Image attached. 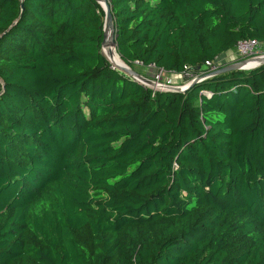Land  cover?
<instances>
[{
	"label": "trees",
	"instance_id": "trees-1",
	"mask_svg": "<svg viewBox=\"0 0 264 264\" xmlns=\"http://www.w3.org/2000/svg\"><path fill=\"white\" fill-rule=\"evenodd\" d=\"M167 72L264 42V0H106ZM95 0H0V264H264V64L153 91Z\"/></svg>",
	"mask_w": 264,
	"mask_h": 264
},
{
	"label": "built area",
	"instance_id": "built-area-1",
	"mask_svg": "<svg viewBox=\"0 0 264 264\" xmlns=\"http://www.w3.org/2000/svg\"><path fill=\"white\" fill-rule=\"evenodd\" d=\"M223 54L216 56L211 61H204L203 68L201 69L190 70L186 68L185 70L179 73H174V72H168V73L179 74L180 77L182 79L187 80V83H188L189 81L194 80V79L200 80V79L206 78L207 77L206 74L209 73L210 71L218 69L229 63L236 62L238 60L245 59V60H248L247 63L249 61L257 60L255 63H258L261 61L262 64H264V42H259L256 39H252V38L240 39L235 43L231 51L227 53H223ZM160 70L164 71L163 69H160ZM164 72H167V71H164ZM153 81L155 82L153 83L154 86L152 87L147 86L143 82H140V84L152 89L153 91L155 90L163 91V90H167L168 87H170L164 84H160L156 79ZM263 89H264V86H263Z\"/></svg>",
	"mask_w": 264,
	"mask_h": 264
},
{
	"label": "water",
	"instance_id": "water-1",
	"mask_svg": "<svg viewBox=\"0 0 264 264\" xmlns=\"http://www.w3.org/2000/svg\"><path fill=\"white\" fill-rule=\"evenodd\" d=\"M95 1L100 5V7L103 11L102 46L105 44H110L113 47V49H115L114 43H113L114 42V35H113L114 34V26H113L112 15L110 13V7H109L106 0H95ZM119 60H120L122 65L121 66H115L119 71L123 72L125 75L133 78L134 80H136L139 83L141 81L142 82L147 81L144 78L142 79L134 70H132L130 67H128L120 58H119ZM247 61L248 60L243 59V60H238V61L233 62V63H229V64L224 65L218 69L210 71L206 75H207V77H210V76L226 73V72L233 71V70H249V69H252V68L262 64V62L260 61L258 63L252 64L250 66H245V64H247ZM195 81H197V79L191 80L187 84H185L184 86H181V87H178V86L168 87L167 90L183 91Z\"/></svg>",
	"mask_w": 264,
	"mask_h": 264
},
{
	"label": "rangeland",
	"instance_id": "rangeland-1",
	"mask_svg": "<svg viewBox=\"0 0 264 264\" xmlns=\"http://www.w3.org/2000/svg\"><path fill=\"white\" fill-rule=\"evenodd\" d=\"M101 52L104 55V51L102 50V48H101ZM104 56L108 60L106 55H104ZM132 70H134L140 76H142L143 78H145L151 82H155L153 80L156 79L160 84H164V85L170 86V87L171 86L181 87L187 83V80L182 79L179 74L164 72L160 69L153 67L152 65L151 66H142L138 63H133Z\"/></svg>",
	"mask_w": 264,
	"mask_h": 264
},
{
	"label": "bare ground",
	"instance_id": "bare-ground-1",
	"mask_svg": "<svg viewBox=\"0 0 264 264\" xmlns=\"http://www.w3.org/2000/svg\"><path fill=\"white\" fill-rule=\"evenodd\" d=\"M102 50L104 51V54L106 55V57L108 58V60L110 61V63L115 67V66H121V62L119 60L118 54L116 53L115 49H113V47L110 44H105L102 47ZM257 60L254 61H249L247 64H245V66H250L253 63H255ZM116 68V67H115ZM138 74V73H137ZM139 75V74H138ZM140 76V75H139ZM142 79L143 77L140 76ZM145 79V78H144ZM147 80V79H145ZM142 82V81H141ZM143 83H145L147 86L152 87L154 86V82H151L149 80L144 81Z\"/></svg>",
	"mask_w": 264,
	"mask_h": 264
}]
</instances>
